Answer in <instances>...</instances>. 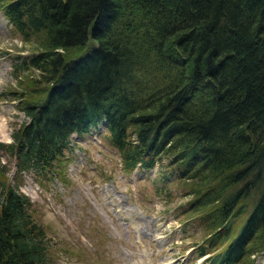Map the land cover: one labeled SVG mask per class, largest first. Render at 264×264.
I'll use <instances>...</instances> for the list:
<instances>
[{
	"label": "trees",
	"instance_id": "16d2710c",
	"mask_svg": "<svg viewBox=\"0 0 264 264\" xmlns=\"http://www.w3.org/2000/svg\"><path fill=\"white\" fill-rule=\"evenodd\" d=\"M0 13L40 49L12 65L42 84L18 98L14 145L0 144L18 174L47 172L99 126L126 173L164 158L189 182L205 262L264 252V0H0ZM8 172L0 160V264H52Z\"/></svg>",
	"mask_w": 264,
	"mask_h": 264
},
{
	"label": "rangeland",
	"instance_id": "374dc122",
	"mask_svg": "<svg viewBox=\"0 0 264 264\" xmlns=\"http://www.w3.org/2000/svg\"><path fill=\"white\" fill-rule=\"evenodd\" d=\"M36 44L23 43L0 13L1 145H14L12 135L27 123L18 98L42 86L38 72L12 69L16 58L40 51ZM68 146L38 176L18 174L16 160L0 153L9 171L3 182L29 201L52 264H211L198 252L206 233L185 210L191 185L169 175L164 158L127 174L99 126L72 134ZM250 259L244 264H264V252Z\"/></svg>",
	"mask_w": 264,
	"mask_h": 264
},
{
	"label": "water",
	"instance_id": "95a60500",
	"mask_svg": "<svg viewBox=\"0 0 264 264\" xmlns=\"http://www.w3.org/2000/svg\"><path fill=\"white\" fill-rule=\"evenodd\" d=\"M206 84H208L211 88H213V85L210 82L207 81ZM1 186L4 187L3 184H1Z\"/></svg>",
	"mask_w": 264,
	"mask_h": 264
},
{
	"label": "bare ground",
	"instance_id": "6f19581e",
	"mask_svg": "<svg viewBox=\"0 0 264 264\" xmlns=\"http://www.w3.org/2000/svg\"><path fill=\"white\" fill-rule=\"evenodd\" d=\"M1 126V125H0ZM1 128V127H0ZM3 128V127H2ZM2 128H1V130H2Z\"/></svg>",
	"mask_w": 264,
	"mask_h": 264
}]
</instances>
